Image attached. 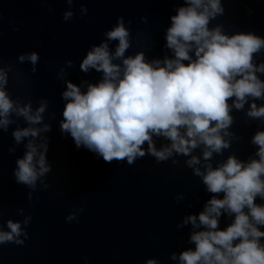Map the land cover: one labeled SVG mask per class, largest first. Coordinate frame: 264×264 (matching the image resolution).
Segmentation results:
<instances>
[{
	"label": "water",
	"instance_id": "1",
	"mask_svg": "<svg viewBox=\"0 0 264 264\" xmlns=\"http://www.w3.org/2000/svg\"><path fill=\"white\" fill-rule=\"evenodd\" d=\"M183 3L72 0L70 5L68 0H0V68L9 69L7 90L14 100L30 101L33 110L47 100L43 123L50 125V131L41 133L36 142L46 140L51 165L35 190L16 183L15 161L24 154L28 138L15 143L13 130L27 124L23 117L13 116L8 131L0 130V228L6 229L9 219L21 221L28 236L22 245L0 244V264H145L148 259L178 264L171 259L172 253L178 256L194 247L189 240L191 224L178 225L186 215L198 214L212 194L186 165L189 157L174 153L157 163L146 153L131 165L126 160L108 163L83 146L77 148L70 134L60 129L65 81L71 80L83 91L88 83L102 78L95 69L81 71L80 63L92 45L106 39L104 32L117 18L122 17L130 29L131 47L125 55L142 51L148 60H163L172 55L165 46L170 17ZM221 3L224 13L210 21V28L219 24L229 34L253 31L264 37V0ZM81 5L87 6L85 15ZM69 10L73 16L65 21L63 14ZM116 43L109 42L113 51ZM32 51L39 55L35 73L30 63L18 60L20 54ZM253 62L264 63V50L254 54ZM257 75L264 80V74ZM252 102L249 99L241 110L232 109L229 132L233 135L225 137L230 147L213 154L214 167L232 154L243 160L255 156L257 146L251 137L264 128V119L247 116ZM255 103L259 107L264 100ZM153 139L157 148L169 143L163 137ZM147 146V142L142 145L145 150ZM9 148L14 151L10 153ZM193 154L201 157L203 170L201 148ZM70 212L77 213L78 222L66 221ZM29 216L25 226L23 221ZM229 222L222 215L220 226Z\"/></svg>",
	"mask_w": 264,
	"mask_h": 264
},
{
	"label": "clouds",
	"instance_id": "2",
	"mask_svg": "<svg viewBox=\"0 0 264 264\" xmlns=\"http://www.w3.org/2000/svg\"><path fill=\"white\" fill-rule=\"evenodd\" d=\"M87 11L81 5L82 15ZM223 13L221 0H184L170 17L165 46L172 55L163 60H148L142 51L125 55L131 34L118 17L104 32L106 39L92 45L80 63L81 71L95 69L102 78L88 83L83 91L67 80L62 92L60 129L70 134L77 148L83 146L108 163L126 160L129 165L146 153L157 163L174 153L189 157L186 165L212 195L198 214L186 215L178 225L191 224L189 240L194 245L178 256L172 253L171 259L178 264H264V202H257L264 201V128L251 137L257 146L254 157L243 160L232 154L215 167L211 162L213 154L230 147L225 137L233 135L229 132L232 109L241 110L252 99L247 116L264 119V105L255 103L264 100V80L257 75L264 74V63L253 62L254 54L264 50V37L253 31L229 34L219 24L210 28V21ZM72 16L69 10L63 19ZM111 41L117 42L114 51ZM18 60L30 63L35 73L39 55L22 53ZM8 71L0 68V130L8 131L13 116L26 122L27 126L12 132L16 144L28 138L13 175L16 183L35 190L37 181L51 171L46 140L36 142L41 133L50 131V125L43 123L48 102L42 100L33 110L30 101L14 100L7 90ZM153 137L169 143L157 148ZM197 148L202 150L203 170L201 157L193 154ZM222 215L230 218L224 227L220 226ZM30 219L26 217L23 224ZM65 219L79 221L76 212ZM27 236L21 221L9 219L6 229L0 228V244L22 245ZM145 264L158 261L148 259Z\"/></svg>",
	"mask_w": 264,
	"mask_h": 264
}]
</instances>
